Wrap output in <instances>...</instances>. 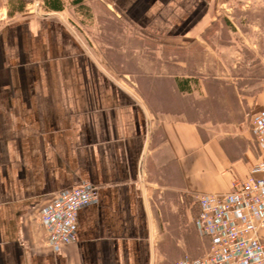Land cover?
<instances>
[{"label":"crops","instance_id":"0c3cea01","mask_svg":"<svg viewBox=\"0 0 264 264\" xmlns=\"http://www.w3.org/2000/svg\"><path fill=\"white\" fill-rule=\"evenodd\" d=\"M114 4L133 28L167 31L159 24L161 0H0V264L201 257L210 241L194 222L197 236L183 235L178 204L186 208L195 192L230 191L264 160L250 129L264 109V79L254 96L231 93L234 113L208 116L204 76L182 70L185 62L160 45L152 58L125 55L137 64L128 73L136 88L97 70L76 38L80 19L92 7L104 16ZM189 96L201 98L200 106ZM85 181L97 195L78 210L75 241L50 247L39 209Z\"/></svg>","mask_w":264,"mask_h":264},{"label":"rangeland","instance_id":"374dc122","mask_svg":"<svg viewBox=\"0 0 264 264\" xmlns=\"http://www.w3.org/2000/svg\"><path fill=\"white\" fill-rule=\"evenodd\" d=\"M114 5L104 16L95 15L93 7L90 8L91 12L84 13L80 19L81 38L75 36L97 70L120 87L136 88L138 83L128 74L137 69V64L131 59L126 63V56L142 54L152 58L154 49L160 45L162 54L169 50L172 60L183 65L185 62L186 68L182 70L204 76V83L208 84L206 99H209L202 105L205 115H215V109L221 108L226 114L230 110L234 113L236 107L228 98L235 89L239 95L254 96L260 88L264 79V0H161L159 24L167 31L161 29L159 33L133 28ZM116 21L123 25L118 27ZM174 23L177 28H170ZM138 38L146 39L149 45L134 41ZM91 40L95 41L94 46ZM126 42L129 45L122 50L119 45ZM140 84L143 85V80ZM189 98L194 107L200 106L201 98ZM191 200L186 207L187 214L186 208L179 204L176 212L183 235L195 237L196 205Z\"/></svg>","mask_w":264,"mask_h":264},{"label":"built area","instance_id":"2783aa9c","mask_svg":"<svg viewBox=\"0 0 264 264\" xmlns=\"http://www.w3.org/2000/svg\"><path fill=\"white\" fill-rule=\"evenodd\" d=\"M250 129L260 146H264V109L250 119ZM97 195L90 182L57 192L38 211L52 248L75 241L78 210ZM198 212L194 225L198 236L210 241L206 253L197 258L185 256L176 264H264V160H259L250 175L236 182L227 192L191 194Z\"/></svg>","mask_w":264,"mask_h":264}]
</instances>
